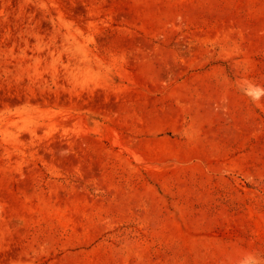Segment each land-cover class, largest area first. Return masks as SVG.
Wrapping results in <instances>:
<instances>
[{
  "label": "rangeland",
  "instance_id": "374dc122",
  "mask_svg": "<svg viewBox=\"0 0 264 264\" xmlns=\"http://www.w3.org/2000/svg\"><path fill=\"white\" fill-rule=\"evenodd\" d=\"M0 264H264V0H0Z\"/></svg>",
  "mask_w": 264,
  "mask_h": 264
}]
</instances>
